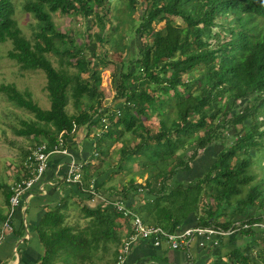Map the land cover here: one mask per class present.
<instances>
[{"label": "trees", "instance_id": "1", "mask_svg": "<svg viewBox=\"0 0 264 264\" xmlns=\"http://www.w3.org/2000/svg\"><path fill=\"white\" fill-rule=\"evenodd\" d=\"M143 1L147 8L135 32H149V42L140 45L137 56L121 59L113 73L115 91L108 107L102 105L105 94L99 70L90 67L83 50L88 48L96 58V42L105 43L109 37L93 33L88 35L92 39L76 47L66 33L57 30L52 17L59 11L103 24L108 0H24L23 11L36 21L33 40L23 35L14 19L13 0H0V44L11 45L7 58L21 69L43 71L46 78L47 109L33 102L29 91L19 92L14 84H0V93L8 101L34 117L22 121L17 130L18 135L36 140L26 156L41 143L51 147L61 131L65 139L79 129L89 137L93 129H98L100 118L110 112L107 129L99 137L91 135L96 154L82 165L84 171L88 168L84 181L102 174L97 170L105 158L109 159L113 145L120 142L115 170L131 176L117 194L124 200L134 196L131 208L144 222L172 232L189 214L196 217L197 225L222 228L239 217L264 215V183L250 185L254 174L249 168L264 154V0ZM137 2L128 0L131 11ZM158 23L163 26L156 28ZM218 23L225 35L211 44L209 36L220 39V33L214 31ZM114 50L125 52L126 45L120 43ZM49 54L57 56L58 67ZM199 66L202 75L190 79ZM240 100L244 105L235 110ZM69 104L74 109L70 114L66 110ZM169 110L174 113L172 119ZM152 116L157 118L155 127L149 125ZM238 124L243 133L236 132L230 147L217 153L204 176L187 184L174 179L178 170L190 169L198 149L224 136L225 126L235 128ZM124 133H130L136 141H120ZM186 145H191L187 158ZM178 149L181 152L177 154ZM93 159L97 165L92 164ZM133 162L138 163V171L127 165ZM136 176L143 181L137 183ZM152 182L157 183L156 188H151ZM247 185V192L241 196ZM73 186L84 196L79 186ZM9 194L7 189L6 200ZM203 194L211 198L214 207L207 203L199 214ZM82 196V200L87 198ZM66 209L64 201L46 211L38 222L36 233L43 248L39 264H95L94 259L110 248L112 259L105 264L114 263L121 231L129 227L128 219L111 204L92 207L84 203L80 211L87 221L80 227L66 223ZM255 234L241 232L239 237L246 243L234 246L224 258L215 257L209 264H264L261 238Z\"/></svg>", "mask_w": 264, "mask_h": 264}, {"label": "rangeland", "instance_id": "2", "mask_svg": "<svg viewBox=\"0 0 264 264\" xmlns=\"http://www.w3.org/2000/svg\"><path fill=\"white\" fill-rule=\"evenodd\" d=\"M14 2V19L17 22V25L20 27L23 35L33 40V31L36 30V21L33 16L29 13H26L22 9V4L24 0H13ZM108 14L104 18L105 21L103 24H97L93 19L85 20L80 16L76 15H67L62 14L59 11L55 12L52 17L54 24L58 31L66 33L75 44L76 47L87 43L89 39L88 35L93 33H102L103 36L107 35L109 40L105 43L99 41L96 42L95 53L97 55L94 58L89 54V49L85 48L83 54L90 59V67L92 69H98L101 77L100 86L104 91V100L102 101L103 106L110 107V104L113 103L114 96V72L116 67L120 66L121 59H128L130 56H137L139 53V48L142 43L149 42V32H144L143 35H139L135 32L136 27L139 24V18L143 10L147 8V4L143 0H138L135 5V8L131 11L128 5V0H108L107 3ZM174 22L177 24L181 23L179 18H173ZM214 31L220 33V39L216 36H209L208 40L211 44H216L222 40V37L225 35L224 30L220 28L221 24H217ZM163 23H158L155 25L156 28H161ZM93 37V36H92ZM111 37V38H110ZM96 40L93 37V41ZM125 44V52H116L114 46L118 44ZM11 48L10 42H5L0 44V84H14L16 89L19 92L29 91L31 93V99L39 107L47 109L49 107V100L47 97V92L45 90L46 78L41 70H31V69H21L15 61L7 58L6 53ZM48 57L51 59L54 66L58 67L57 56L49 54ZM100 59V60H98ZM75 70L74 68L71 71ZM202 67L199 66L195 68L190 74V79L199 78L202 74ZM87 72L84 76L86 77ZM185 79L189 80V76L184 75ZM181 89V88H180ZM244 100L237 101L239 108L235 107V110H240L244 105ZM229 103V100H228ZM67 112L73 113L74 109L71 104L66 107ZM170 119L173 118L174 113L172 110H169ZM229 116V114H228ZM157 118L151 117V122L149 125L155 127ZM34 120V117L31 113L16 107L12 102L8 101L4 94L0 93V201H4V194L7 188H10L11 184L20 178L23 169V162L27 152L35 145L36 140L32 137L20 136L17 133V130L21 127L22 121ZM236 128V129H235ZM227 127L223 128L224 136H219L217 139L211 142L205 149H198L197 155L194 160L190 161V169L186 171L178 170L174 175V179H196L205 175V173L210 170L212 163L215 161L217 153L222 149H227L232 144V141L235 139L234 135L236 132L243 133V128L241 124H238L236 127ZM238 129V130H237ZM217 133H219L217 131ZM125 139L127 142L134 143L136 140L131 137L130 133H124L121 140ZM67 141V139H66ZM38 142V141H37ZM120 142L115 144V150H112V153L108 155L109 159H104L108 166L113 169L116 167V160L118 153L116 149L119 148ZM191 145L185 146L186 158L190 157ZM181 150H177V154ZM72 155V154H71ZM73 156V155H72ZM74 158V156H73ZM256 161L249 167L250 172L254 174V180L250 185L257 182L264 183V154H260L259 157H256ZM76 160V159H75ZM69 161V157H68ZM94 163L97 164L93 159ZM105 161L102 163L101 167L104 166ZM132 167V171H138L139 165L137 162L129 163ZM100 167V168H101ZM85 173V171H84ZM114 173H117L114 171ZM121 178L118 179H127L128 173H124ZM146 175H144L145 177ZM139 178V177H138ZM168 184L171 181H167ZM248 186L243 187L242 195H244ZM263 196H264V187H263ZM209 203L214 207V202L207 195H202V200L199 202V214L203 213V206ZM79 207V206H78ZM79 208H73L71 214L72 216L66 220V223L75 224L78 226L85 225V221L75 219L76 214L79 213ZM253 213V211L251 212ZM252 216V215H251ZM243 240V241H242ZM241 245L245 244L244 238H241ZM132 246V245H131ZM262 246L260 242V247ZM111 249L106 254L101 253L99 259H94L95 264H105L108 261H111Z\"/></svg>", "mask_w": 264, "mask_h": 264}, {"label": "crops", "instance_id": "3", "mask_svg": "<svg viewBox=\"0 0 264 264\" xmlns=\"http://www.w3.org/2000/svg\"><path fill=\"white\" fill-rule=\"evenodd\" d=\"M94 132L95 130L93 129L89 137H85V130L79 129L71 137L67 138L66 143L68 151L77 161L86 162L91 160L93 145L91 135ZM114 148L115 145H113L111 149L113 150ZM67 162L68 159L65 156H51L49 158L48 167L42 177L23 196L21 205L14 213L13 230L6 233L0 242V264H39V258L43 253V248L39 242L36 227L46 211L65 201L67 204L65 213L68 219L72 216L71 212L73 208H79L80 210L84 203L95 207L87 198H85V200L80 198L83 194H80L76 187L67 185L63 182L62 178L66 174ZM93 165L89 166L93 167ZM86 167L85 172H87L88 169ZM97 171L99 173L102 172V174L91 180H93L95 184L98 185V189L109 198L117 193L130 177L128 176L127 179H118L125 175V171L115 170V168L113 170L107 163ZM135 178L137 183L143 181V179L138 178V176ZM193 180L195 179H177V181H183L185 184ZM156 187L157 183L152 182L151 188ZM7 189L10 191V188ZM127 199L128 200L125 199L126 205L130 208L133 207L135 203L134 196L129 195ZM7 209L8 200H6L4 194V201H0V224L7 213ZM75 219L87 221V219L82 218L81 211L76 214ZM144 223L153 225L147 222ZM71 225H77V223ZM195 225H197L196 217L189 214L180 227L176 229H185ZM124 231L125 228L121 231V239ZM255 235L257 238L260 237L258 234ZM241 238L244 237H239V235L226 237L223 238L218 245L205 248H201L196 243H193L189 247L188 252L184 248L172 249L165 243L155 246L150 241H136L132 244L124 264H209L215 257L219 256L224 258L230 249L234 246L241 245V243H243Z\"/></svg>", "mask_w": 264, "mask_h": 264}, {"label": "built area", "instance_id": "4", "mask_svg": "<svg viewBox=\"0 0 264 264\" xmlns=\"http://www.w3.org/2000/svg\"><path fill=\"white\" fill-rule=\"evenodd\" d=\"M108 114L100 118L99 127L92 136L99 137L107 129L109 124ZM95 154V144L93 143L92 155ZM53 155L69 157L66 174L62 178L65 184L79 186L78 188L94 206L98 203L111 204L119 215L128 219L129 227L124 231L115 262L112 264H124L131 245L141 240L150 241L155 246L165 243L172 249L184 248L188 252L189 247L193 243H196L201 248L213 247L218 245L223 238L240 235L243 231H251L260 235L261 248L264 249V215L260 217L253 216L252 218L239 217L233 220L228 228L216 225H195L185 229H175L172 232L158 225L144 223L139 214L126 205L125 200L120 195L115 193L110 198L106 197L96 187L93 180L84 181L82 165L86 164V162L75 160L69 153L63 131L58 134L55 143L51 147L41 143L26 156L21 173L23 177L13 182L10 186L7 213L0 224V242L6 233L13 230L14 213L21 205L23 196L42 177L48 167L49 158ZM139 191L142 190L139 189Z\"/></svg>", "mask_w": 264, "mask_h": 264}]
</instances>
